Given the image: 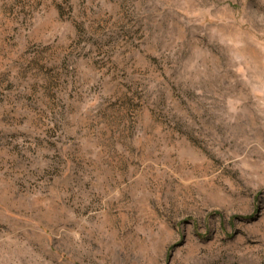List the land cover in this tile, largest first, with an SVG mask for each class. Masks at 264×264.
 Segmentation results:
<instances>
[{
	"label": "rangeland",
	"instance_id": "obj_1",
	"mask_svg": "<svg viewBox=\"0 0 264 264\" xmlns=\"http://www.w3.org/2000/svg\"><path fill=\"white\" fill-rule=\"evenodd\" d=\"M0 264H264V0H0Z\"/></svg>",
	"mask_w": 264,
	"mask_h": 264
}]
</instances>
